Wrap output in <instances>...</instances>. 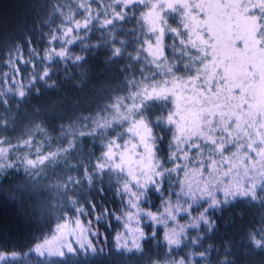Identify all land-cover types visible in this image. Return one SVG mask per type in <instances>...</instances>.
<instances>
[{
    "label": "snow or ice",
    "instance_id": "1",
    "mask_svg": "<svg viewBox=\"0 0 264 264\" xmlns=\"http://www.w3.org/2000/svg\"><path fill=\"white\" fill-rule=\"evenodd\" d=\"M40 7L47 18L0 48V184L22 177L10 198L30 204L37 228L30 244L0 250V264H103L113 255L211 264L219 249L203 244L215 228L209 211L236 202L264 207V0ZM96 33L98 43H86ZM77 44L106 53V82L87 114H61L52 125L30 118L15 143L2 135L16 131L21 105L58 89L53 76L70 79L69 67L82 66ZM80 75L77 87L86 82ZM110 192L120 198L116 211L105 206ZM113 224L120 227L110 235ZM246 244L264 250V223ZM232 247L224 245L216 264H237Z\"/></svg>",
    "mask_w": 264,
    "mask_h": 264
},
{
    "label": "trees",
    "instance_id": "2",
    "mask_svg": "<svg viewBox=\"0 0 264 264\" xmlns=\"http://www.w3.org/2000/svg\"><path fill=\"white\" fill-rule=\"evenodd\" d=\"M43 3L44 0H0V48L6 51L8 44L14 41L17 36H22L25 31L33 29L38 20L47 18L43 14L44 10L40 7ZM92 7L95 9L96 5L93 4ZM77 19H82V17L77 16ZM131 26V24L125 25V27ZM44 31L47 32V29ZM38 35L39 32H35L34 39ZM98 35L99 33L91 35L86 43L97 44ZM168 43H171V39L168 40ZM48 46L46 42L37 45L41 51ZM57 49L59 50V45H57ZM72 52L75 55L86 57L82 66L73 65L69 67L68 71L72 73L70 79H63V72L53 76L52 79L58 83V89H44L39 96H32L27 103L21 105V119L16 131L5 132L2 135L10 136L15 143L22 130L26 126H32L30 118L37 122L45 120L49 125H52L60 122L58 117L61 114L70 115L74 111H85L87 114L88 102L97 95L95 89L106 82L105 76L101 74L105 69L106 53L102 48L92 53L81 52L78 44L72 47ZM2 70L7 71L6 68ZM81 72L86 73V82L83 87H77V83L82 79ZM39 87L43 89V85ZM34 109H40L41 115L32 117L31 114ZM53 113H55L56 119H53ZM49 130L51 131V129ZM39 139L40 137H37V140ZM166 144L167 141H165V146ZM21 179L22 177L17 176L15 179L5 180L3 184H0V189H2L0 190V250L11 251L14 248L19 250L25 244H30L32 237L37 234L36 225L31 220L30 204L14 201L10 198L13 195L12 187ZM114 191L115 189H113ZM151 199L155 202L151 210L155 211V205H158L160 200L158 196H153ZM105 206L113 211L120 209V198L114 196L112 192L108 193L105 196ZM141 207L147 209L148 206L142 204ZM261 215H264V207L256 204L249 206L244 202L233 203L222 208L219 212L210 210L208 216L215 221V228L207 234L203 244L205 247L212 244L219 249V254L216 251L212 252L211 264H216V261L224 256V245L228 242H232V251L235 253L237 264H264V250L255 249L252 245L246 244L248 232L264 223L260 219ZM184 222L181 221V223ZM119 227V225L113 224V231L110 235H114ZM162 234L163 232H161ZM196 234V232L191 233V235ZM200 250L197 249V251ZM156 251V249L151 250L153 259H157ZM159 251V258L162 259L164 250ZM146 254H148L147 250ZM33 264H35L34 259ZM103 264H145V261L138 260L134 256L113 255L110 258H105Z\"/></svg>",
    "mask_w": 264,
    "mask_h": 264
}]
</instances>
